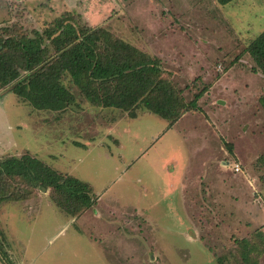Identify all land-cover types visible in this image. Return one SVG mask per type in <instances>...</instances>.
<instances>
[{
  "label": "rangeland",
  "instance_id": "rangeland-1",
  "mask_svg": "<svg viewBox=\"0 0 264 264\" xmlns=\"http://www.w3.org/2000/svg\"><path fill=\"white\" fill-rule=\"evenodd\" d=\"M65 13L160 61L186 104L203 92L200 121L190 115L167 130L143 105L104 108L77 88L61 112L0 91V158L29 153L97 199L72 218L51 189L21 188L24 200L0 204L11 261L264 264V77L246 51L264 31V0H0V27L32 36Z\"/></svg>",
  "mask_w": 264,
  "mask_h": 264
},
{
  "label": "trees",
  "instance_id": "trees-1",
  "mask_svg": "<svg viewBox=\"0 0 264 264\" xmlns=\"http://www.w3.org/2000/svg\"><path fill=\"white\" fill-rule=\"evenodd\" d=\"M233 1L216 0L220 5ZM8 29L0 27V91L7 89L36 110L64 111L76 101L73 90L77 88L90 103L104 108L130 111L143 105L167 120L168 127L185 114L200 111L203 92L186 104L171 83L162 79L160 61L102 28L77 27L67 13L32 36ZM246 51L256 64L255 72L264 77V31ZM260 101L264 106V96ZM136 117L135 113L131 118ZM228 147L232 151L231 143ZM15 183L17 191L11 189ZM23 187L51 189L56 207L72 218H79L97 203L88 183L54 169L45 160L29 153L0 158V204L24 200ZM4 242L0 239V259L14 264L5 249L8 241ZM241 243L249 262V240Z\"/></svg>",
  "mask_w": 264,
  "mask_h": 264
},
{
  "label": "crops",
  "instance_id": "crops-1",
  "mask_svg": "<svg viewBox=\"0 0 264 264\" xmlns=\"http://www.w3.org/2000/svg\"><path fill=\"white\" fill-rule=\"evenodd\" d=\"M197 113H198V112H189V113L185 114V115H184L179 121H182V119H184V118H186V117H189L190 115H193V116H191L192 119H193V121L196 119L195 121L198 122V121H200V119H199L200 117L198 118V117L196 116ZM138 116H139V115H138ZM162 119H163V118H162ZM186 119H188V118H186ZM186 119H185V120H186ZM204 119H206V118H204ZM164 120H165V119H164ZM206 120H207V119H206ZM166 121H167V120H166ZM179 121H178V122H179ZM167 122H168V121H167ZM178 122H177V123H178ZM177 123H176V124H177ZM168 125H169V122H168ZM168 125H167V130L172 129V128H174V126H175V124H174L172 127H168ZM203 137H204L205 139H207V141H208V140L210 141L209 137L206 136L205 134H204ZM187 138H188V137H187ZM187 138H186V139H187ZM213 159H214V158H213ZM169 161H171V160H169ZM178 164L180 165V162L176 161L175 166L178 165ZM175 171H176V169H175ZM171 174H172V173H171ZM184 174H186V172H184ZM175 177H176V176H175ZM93 194H94V193H93ZM94 196H95V195H94Z\"/></svg>",
  "mask_w": 264,
  "mask_h": 264
},
{
  "label": "built area",
  "instance_id": "built-area-1",
  "mask_svg": "<svg viewBox=\"0 0 264 264\" xmlns=\"http://www.w3.org/2000/svg\"><path fill=\"white\" fill-rule=\"evenodd\" d=\"M232 169L234 170V172L238 173L241 171V167L239 164L235 163L233 165H231Z\"/></svg>",
  "mask_w": 264,
  "mask_h": 264
},
{
  "label": "water",
  "instance_id": "water-1",
  "mask_svg": "<svg viewBox=\"0 0 264 264\" xmlns=\"http://www.w3.org/2000/svg\"><path fill=\"white\" fill-rule=\"evenodd\" d=\"M221 103H223V102H221Z\"/></svg>",
  "mask_w": 264,
  "mask_h": 264
}]
</instances>
